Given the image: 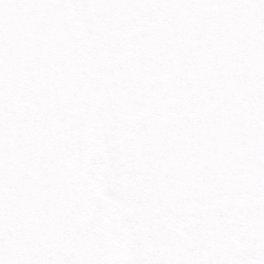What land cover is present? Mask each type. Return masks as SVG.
I'll use <instances>...</instances> for the list:
<instances>
[{
	"label": "water",
	"instance_id": "obj_1",
	"mask_svg": "<svg viewBox=\"0 0 264 264\" xmlns=\"http://www.w3.org/2000/svg\"><path fill=\"white\" fill-rule=\"evenodd\" d=\"M0 264H264V0H0Z\"/></svg>",
	"mask_w": 264,
	"mask_h": 264
}]
</instances>
